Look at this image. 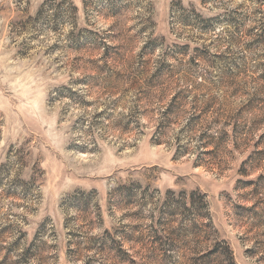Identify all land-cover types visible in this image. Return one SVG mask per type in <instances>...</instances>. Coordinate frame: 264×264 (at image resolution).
Wrapping results in <instances>:
<instances>
[{
	"label": "rangeland",
	"instance_id": "1",
	"mask_svg": "<svg viewBox=\"0 0 264 264\" xmlns=\"http://www.w3.org/2000/svg\"><path fill=\"white\" fill-rule=\"evenodd\" d=\"M0 264H264V0H0Z\"/></svg>",
	"mask_w": 264,
	"mask_h": 264
},
{
	"label": "trees",
	"instance_id": "2",
	"mask_svg": "<svg viewBox=\"0 0 264 264\" xmlns=\"http://www.w3.org/2000/svg\"><path fill=\"white\" fill-rule=\"evenodd\" d=\"M262 1V0H261ZM151 70V67L148 63L143 64L140 69L137 71L136 76L132 79V86L134 87H138L139 89L145 84H150L152 83L153 79H149L147 76L149 75ZM143 79L146 81L145 83L143 82ZM65 95H68V97L70 98L71 102H73L76 105H83L86 103V99H85V94L83 93H79L78 91L74 90V89H67ZM89 105V104H88ZM167 114V112H166ZM203 138H205V136H203ZM202 138V139H203ZM208 142V141H207ZM203 146V145H202ZM207 203V202H206ZM223 251H219L218 250H214V251H218L220 253H229L231 254V249L230 247L227 245L224 247V249H222Z\"/></svg>",
	"mask_w": 264,
	"mask_h": 264
}]
</instances>
